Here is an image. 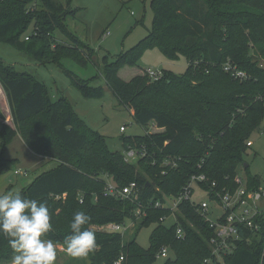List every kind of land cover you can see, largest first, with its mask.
I'll list each match as a JSON object with an SVG mask.
<instances>
[{
	"label": "trees",
	"instance_id": "1",
	"mask_svg": "<svg viewBox=\"0 0 264 264\" xmlns=\"http://www.w3.org/2000/svg\"><path fill=\"white\" fill-rule=\"evenodd\" d=\"M200 1L206 7L208 35L183 17L174 1L150 0L153 17L146 37L111 64L103 63L101 74L108 89L144 130L143 136L122 137L123 152L111 151L106 138L89 128L67 99L52 101L44 84L0 58V86L15 125H1L2 145L18 134L32 153L57 163L18 193L47 203L52 229L46 236L55 241L63 242L74 213L85 211L91 217L85 227L95 233L97 244L90 264H113L119 259L121 264H154L164 247L174 255L165 264H203L211 257L208 241L213 232L208 222L188 201L175 211L157 208L155 203L178 197L194 175L215 183L210 188L215 198L217 192L236 189L240 166L248 174L243 155L249 136L264 119V66L252 59L255 51L264 62V0ZM70 3L66 0L64 7L53 0H0V44L40 64L65 56L76 55L81 62L90 59L87 25ZM56 32L70 46L57 39ZM150 49L172 61L182 56L187 63L184 74L162 71L159 80L151 81L138 63ZM227 58L246 72L247 80L238 81L223 70ZM65 74L83 98L104 96L103 88ZM153 102L166 105L157 107ZM128 150L136 152V164L125 160ZM8 169L7 160L0 157V175ZM246 180L248 188L260 187L257 176L248 174ZM133 181L138 189L135 199L106 194L109 182L123 188ZM63 196L70 199L56 202ZM137 209L144 220L138 229L155 224L147 249L135 237L123 244L119 232L92 229L135 221ZM170 216L174 224L167 227L164 221ZM177 228L182 238H177ZM8 248L0 235V251ZM222 263L264 264V221L261 233L244 232Z\"/></svg>",
	"mask_w": 264,
	"mask_h": 264
},
{
	"label": "rangeland",
	"instance_id": "2",
	"mask_svg": "<svg viewBox=\"0 0 264 264\" xmlns=\"http://www.w3.org/2000/svg\"><path fill=\"white\" fill-rule=\"evenodd\" d=\"M53 1L66 6V0ZM172 1L183 17L202 27L206 35L210 33V27L206 25L205 19L206 7L200 0ZM69 8L78 9L76 17L87 25V44L93 50L90 59L81 62L79 57L75 55L65 56L58 62L50 61L46 64H40L27 54L6 44H0V58L4 63L14 67L15 71L28 73L44 84L52 101L59 97L67 99L76 115L89 128L106 138L108 148L111 151L123 152L122 137L143 136L144 130L134 121L130 113L119 104L108 89L101 73L105 63L111 64L122 52L129 51L146 37L153 17L150 0H71ZM55 36L65 46H70L66 38L58 32L55 33ZM254 53L255 51L252 53V59L259 61L264 66V62L260 61L261 59ZM138 63L142 68L171 72L177 76L183 75L187 66L182 56L172 61L164 57L157 49L144 52ZM65 71L70 72L73 77L85 81L90 87L103 88L104 96L101 99L83 98L78 89L71 84ZM153 103L157 107H165L166 105L163 102ZM3 124L15 128L10 107L0 86V127ZM121 127L124 128L123 132L120 131ZM249 141L252 146L243 155V161L249 166L248 174L257 176L260 180V187L264 188V119L249 136ZM0 157L7 160L9 166L8 171L0 175V193L19 192L38 176L51 171L57 165L56 161L43 159L32 153L18 134L11 141L2 145L0 133ZM130 162L136 164V158L130 159ZM16 170L25 173L26 176L15 175ZM238 173L244 178L248 176L241 166L238 168ZM69 199V196H63L56 199V202H66ZM206 199L207 194L198 189L196 184H193L191 200L199 203ZM211 206V216L216 219L220 216L221 209L214 203ZM143 221L141 215L137 216L135 221H125L123 225L127 228L121 233L123 244L135 237L141 248L147 249L149 247V237L155 224L138 229ZM173 224V216L164 221V225L167 227H171ZM105 226H95L92 229L105 232ZM45 238L49 239L50 237L46 236ZM52 241L57 247L55 264H90L93 252L86 259H73L65 255L63 242ZM168 252L169 258L167 259H172L173 253L170 249ZM9 254H11L10 259H5ZM12 255L10 248L0 251V264H11ZM167 259L157 257L154 264H165Z\"/></svg>",
	"mask_w": 264,
	"mask_h": 264
},
{
	"label": "built area",
	"instance_id": "3",
	"mask_svg": "<svg viewBox=\"0 0 264 264\" xmlns=\"http://www.w3.org/2000/svg\"><path fill=\"white\" fill-rule=\"evenodd\" d=\"M25 39L27 40L28 38ZM223 70L238 81L248 79L246 72L240 70L230 61L223 64ZM146 72L151 81H157L163 76V72L160 70L147 68ZM120 131L123 132L124 128L121 127ZM247 146L251 147L252 143L250 141L247 142ZM124 157L126 161H130V159L136 158V152L128 150L124 152ZM167 164L169 162L165 161L164 165ZM14 174L26 176L25 173L19 170H16ZM234 183L236 184V189L233 192L223 190V193L217 192L213 195L215 198H211L210 194L213 191L210 188L214 187L215 183L209 184L208 179L202 174L194 175L178 197H164V203H155V207L157 208L163 207L173 210L177 209L180 203L188 201L195 207L196 212L208 222L213 232V236L208 241L211 257L204 259L203 264H223L222 259L233 252L236 242L243 238L244 232L248 231L252 235L261 233L262 222L264 221V188H248L246 178L241 177L238 171L234 178ZM193 184H196L198 189L203 190L207 194L206 200H202L199 203L191 200ZM202 184L209 186L208 190H204L201 186ZM105 191L109 196L127 199H135L138 196V189L134 181L123 188H116L114 184L109 182L105 187ZM256 193H260L261 196V199L258 201L255 199ZM212 203L221 209V214L216 219H213L211 216ZM134 216H140L139 209L134 212ZM132 224L134 225L133 222ZM126 228L124 225L108 224L105 226V232L122 233ZM182 235L181 228H177V238H182ZM157 257L163 259L169 258L168 248H162ZM113 264H121V259Z\"/></svg>",
	"mask_w": 264,
	"mask_h": 264
},
{
	"label": "clouds",
	"instance_id": "4",
	"mask_svg": "<svg viewBox=\"0 0 264 264\" xmlns=\"http://www.w3.org/2000/svg\"><path fill=\"white\" fill-rule=\"evenodd\" d=\"M255 199H261L256 193ZM91 217L85 211L74 213L70 232L63 241L65 255L86 259L96 249V235L85 226ZM52 229L46 202L22 196L18 192L0 193V235L12 250L11 264H55L57 247L46 234Z\"/></svg>",
	"mask_w": 264,
	"mask_h": 264
},
{
	"label": "water",
	"instance_id": "5",
	"mask_svg": "<svg viewBox=\"0 0 264 264\" xmlns=\"http://www.w3.org/2000/svg\"><path fill=\"white\" fill-rule=\"evenodd\" d=\"M245 167H247V165H246V164L244 165V168H245Z\"/></svg>",
	"mask_w": 264,
	"mask_h": 264
}]
</instances>
